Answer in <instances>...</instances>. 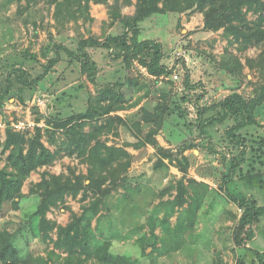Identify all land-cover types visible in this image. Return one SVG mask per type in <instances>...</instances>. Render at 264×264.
Listing matches in <instances>:
<instances>
[{"label": "rangeland", "instance_id": "1", "mask_svg": "<svg viewBox=\"0 0 264 264\" xmlns=\"http://www.w3.org/2000/svg\"><path fill=\"white\" fill-rule=\"evenodd\" d=\"M5 1L0 0V84L5 88L7 80H10L12 88L0 101V167L11 170L16 165L14 146L5 149L6 140L10 138L22 142L27 148L29 132H34L36 126L42 128V140L55 153V159L48 166L29 172L22 187L25 197L18 199V207L12 203L0 207V256L8 262L14 259L9 254L12 253L9 242L19 249L22 257L31 254L46 258L51 251L60 256L67 255L54 247L56 229L49 233L50 238L42 237L38 219L32 216L40 203L41 194H31L30 191L35 183L42 180L44 172L56 175H69L73 171L86 174L88 164L78 155V149L69 147L68 129L58 128L54 125L55 120L49 122L48 119L63 120L86 112L102 90L115 87L124 94L123 107L101 118L84 120L85 132L107 124L111 129L103 132L101 139L109 145L124 146L132 154L128 181L116 188L108 198V203L112 205L111 214L107 213V209L100 213L102 219L99 226L103 229V237L114 232L118 235L108 237L111 251L129 256L139 264H216L220 254L227 264H236L239 251L234 247L232 233L241 210L221 188L223 177L240 150L226 135V129L234 122L227 120L223 124L210 126L203 133L196 125L198 106H212L233 90L246 97L252 96L256 86L263 81V76L258 67L250 68L247 65V58H258L264 47L250 45L240 50L236 43L232 44L226 37L223 28L218 31L204 30V14L201 11L191 15L167 12L156 14L141 23V39L162 42L165 52L163 62L173 69L171 75L156 77L137 60H133L128 67L123 58H115L116 52L105 47H90L87 50L98 67L95 84L90 81L88 73L82 71L81 64L72 61L63 52L60 62L40 84L25 85L15 73L10 72L13 69L20 70L24 79L32 81L44 71L48 59L55 56L54 51H50L47 56L43 54V48L53 42L77 49L83 37L91 36L103 41L109 35L122 33L123 27L119 15L111 16L106 3L91 1L88 13H80L77 20L62 26L55 19L54 6L49 4V0H21L8 6ZM120 1L118 14L135 13L137 0H132L131 4ZM28 2L30 8L26 7ZM114 2L109 0L110 4ZM249 18L254 19L256 16L250 14ZM26 51L37 54L38 60L25 55ZM235 59L245 64L243 75L239 77L221 66L223 62L229 63ZM186 69H189L193 83L199 84L196 90L190 91L184 87ZM175 74L179 78L175 79ZM163 93L168 94L166 103L171 112L165 116L156 138L174 159L171 161L167 157L163 166L155 168L162 158L156 147L149 143L140 147L135 144L145 138V133L153 125L143 120L144 110L154 112L164 100ZM188 93L190 98L182 102V95ZM201 94L204 97L200 99ZM178 103L187 111L184 117L175 109ZM210 114L212 112L205 116ZM256 115L261 126L252 125L242 132L257 138L264 135V104L258 108ZM116 116H121L125 122L115 120ZM38 117L40 121H37ZM77 121L81 119H75L73 124ZM137 122L142 124L140 129L135 126ZM21 123L24 124L23 128H19ZM185 145L189 147L181 152ZM182 155L190 160L186 174L177 167L175 159ZM248 163L243 164L245 169ZM256 166L263 167L261 163ZM181 179L185 184H189L191 179L199 183L191 184L189 197L192 202L195 190L203 195L197 222L184 235L181 248L154 250L149 246L150 242L155 241L151 237L149 218L156 215L160 224L164 216L168 215L167 207L161 203L173 200ZM202 182L208 187L203 186ZM126 194L129 197L124 199ZM88 200L84 201L81 194L77 197L67 195L63 202L51 207L47 217L65 226L72 220L73 213L82 212ZM260 205L264 208L261 198ZM158 206L160 208L156 212ZM177 216L178 213L168 221L172 225L176 224ZM97 218L93 219V228L97 227ZM262 226L264 228V219ZM155 234L159 239L162 238L164 233L161 226L156 227ZM156 243L160 247V240ZM255 245L263 249L264 239L259 238ZM89 264L96 263L91 261Z\"/></svg>", "mask_w": 264, "mask_h": 264}, {"label": "trees", "instance_id": "2", "mask_svg": "<svg viewBox=\"0 0 264 264\" xmlns=\"http://www.w3.org/2000/svg\"><path fill=\"white\" fill-rule=\"evenodd\" d=\"M15 1L21 0H6L5 5L8 6ZM91 1L108 4L110 15L113 17L119 15L118 19L123 27L122 33L109 35L103 41L91 36L83 37L77 49L53 42L52 45L43 48V54L47 56L50 51H54L55 56L48 59L44 64V71L30 82L22 77L20 70L13 69L10 73H15L18 80L25 85H38L60 62L65 52L72 61L81 64L82 71L88 73L90 81L95 84L98 67L87 49L105 47L116 52L115 58H123L128 67L133 60H137L150 74L156 77L169 76L173 69L163 62L165 52L162 42L156 39H141V23L156 14L167 12L191 15L201 11L204 14V30L218 31L223 28L226 37L232 44L236 43L240 50H245L250 45L264 47V0H137L136 11L132 15L118 14L121 9L120 0H115L113 4H110L109 0H49V4L54 6L55 19L65 26L77 20L80 13H86L90 9ZM131 3L132 0H124V4ZM30 5L28 2L26 7L30 8ZM250 14L256 18H249ZM25 55L30 56L32 60H38L37 54L26 51ZM247 65L250 68L258 67L263 76V81L256 86L253 95L246 97L239 91L233 90L212 106H198L196 125L204 133L210 126L223 124L227 120L234 122L226 129V135L240 150L237 156L233 157L230 169L223 177L221 188L227 198L236 203L241 210L232 233L234 247L239 251L236 264H264V248L255 245L259 238L264 239L262 226L264 208L260 205V198L264 203V135L256 138L242 132L252 125L261 126L256 113L264 104V48L258 58L248 57ZM221 66L237 77L243 75L245 68V64L240 59L229 63L223 62ZM7 82L5 88L0 84V101L3 96L11 92L12 84L10 80ZM184 87L190 91L199 87V84L193 83L189 69L184 73ZM167 96L168 94L163 93L164 100L157 105L154 112L144 110L143 120L153 125L145 133V138L135 144L136 147H140L149 143L156 147L157 153L162 158L155 164V168L163 166L167 157L171 161L174 159V156L161 146L156 138V134L165 122V116L171 112L170 106L166 103ZM203 97V94L199 96L200 99ZM189 98V93L183 94L181 100L186 102ZM124 102L125 98L121 90L107 87L95 97L92 106L86 112L63 120L48 119L49 122L55 120L56 127L68 129L69 147L78 149V155L88 164L86 174H77L74 171L69 175L44 172L42 180L35 183L30 191L31 194H41L40 203L32 216L38 219V229L42 237L50 238L49 233L56 229L57 239L54 241V247L63 250L67 255L60 256L55 251H51L46 258L31 254L22 257L19 255V249L9 242L12 249V253L9 254L14 259L8 262L0 256V264H89L91 261L96 264H139L129 256L112 252L111 240L108 237L113 238L118 235L114 232L108 237H103V229L99 226L102 210L107 209L108 214L112 211L108 198L116 188L129 179L128 171L132 165V154L124 146L109 145L106 140L101 139L100 135L111 129L107 124L84 131L86 125L84 120L101 118L122 108ZM175 109L183 117L187 113L179 103L176 104ZM208 112L212 114L205 116ZM40 119L38 117L37 121ZM75 119L81 121L73 124ZM114 119L120 123L125 122L121 116H116ZM135 126L140 129L142 124L137 122ZM29 134L27 148L22 142H15L10 138L4 144L5 149L14 146L16 165L11 170L0 167V207H4L7 203L18 207L19 200L25 197L22 187L29 172L48 166L55 159V153L42 140L43 133L40 126H36L34 132ZM188 147L189 145L183 146L181 152ZM175 159L178 163L177 167L186 174L190 167L189 158L182 155L181 158L176 156ZM246 162L249 163L248 168L245 169L243 164ZM257 163H261L263 167H257ZM192 183L198 182L193 179L189 184H185L182 179L178 181L177 194L173 200L161 203L169 212L159 222L160 224L156 220V215L149 218L151 237L155 238L149 246L154 250L167 251L181 248L184 235L194 228L203 195L195 190L192 195L193 200L190 202ZM202 185L208 187L204 182ZM79 194L84 201L89 199L88 203L82 207L80 214H72L73 218L67 225H58L47 217L51 207L59 205L67 195L77 197ZM127 197L129 194H126L124 199ZM160 206L155 208L156 212ZM176 213H178L177 222L172 225L168 219ZM96 217H98L97 227L93 228L92 222ZM157 226H161L164 233L160 239L155 234ZM158 240L161 242L160 247H157ZM216 264H227L221 254Z\"/></svg>", "mask_w": 264, "mask_h": 264}, {"label": "built area", "instance_id": "3", "mask_svg": "<svg viewBox=\"0 0 264 264\" xmlns=\"http://www.w3.org/2000/svg\"><path fill=\"white\" fill-rule=\"evenodd\" d=\"M174 78H175V79L179 78V75H178V74H175V75H174ZM21 127H22V128L24 127V124H23V123L19 124V128H21ZM231 264H235V263H231Z\"/></svg>", "mask_w": 264, "mask_h": 264}, {"label": "crops", "instance_id": "4", "mask_svg": "<svg viewBox=\"0 0 264 264\" xmlns=\"http://www.w3.org/2000/svg\"><path fill=\"white\" fill-rule=\"evenodd\" d=\"M149 158V157H148ZM148 158H144V159H147L148 160ZM138 163V162H137ZM134 171H135V166H133L132 167V173H134ZM170 171H173V170H170ZM132 175V174H131ZM122 253V252H121Z\"/></svg>", "mask_w": 264, "mask_h": 264}, {"label": "water", "instance_id": "5", "mask_svg": "<svg viewBox=\"0 0 264 264\" xmlns=\"http://www.w3.org/2000/svg\"><path fill=\"white\" fill-rule=\"evenodd\" d=\"M37 111H39V109H36Z\"/></svg>", "mask_w": 264, "mask_h": 264}]
</instances>
